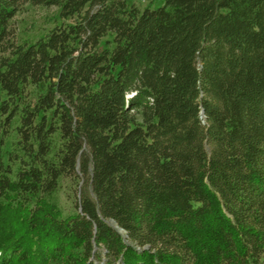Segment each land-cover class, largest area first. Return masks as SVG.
<instances>
[{
	"label": "trees",
	"instance_id": "obj_1",
	"mask_svg": "<svg viewBox=\"0 0 264 264\" xmlns=\"http://www.w3.org/2000/svg\"><path fill=\"white\" fill-rule=\"evenodd\" d=\"M150 1L0 0V264H264V0Z\"/></svg>",
	"mask_w": 264,
	"mask_h": 264
},
{
	"label": "rangeland",
	"instance_id": "obj_2",
	"mask_svg": "<svg viewBox=\"0 0 264 264\" xmlns=\"http://www.w3.org/2000/svg\"><path fill=\"white\" fill-rule=\"evenodd\" d=\"M141 8L151 4L150 0H133ZM62 22L57 6L23 3L12 20V30L15 40L19 43L34 42L45 36L54 26ZM72 183L63 179L59 189L53 193L51 199L62 209L64 214L74 210L76 193L71 189Z\"/></svg>",
	"mask_w": 264,
	"mask_h": 264
},
{
	"label": "water",
	"instance_id": "obj_3",
	"mask_svg": "<svg viewBox=\"0 0 264 264\" xmlns=\"http://www.w3.org/2000/svg\"><path fill=\"white\" fill-rule=\"evenodd\" d=\"M111 223L113 224V226H114L115 228H117V230H118L119 232L124 233V230H123L121 227H119L114 221H111Z\"/></svg>",
	"mask_w": 264,
	"mask_h": 264
}]
</instances>
